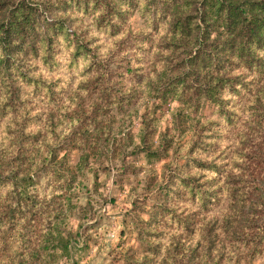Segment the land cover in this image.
Returning a JSON list of instances; mask_svg holds the SVG:
<instances>
[{"label": "rangeland", "instance_id": "1", "mask_svg": "<svg viewBox=\"0 0 264 264\" xmlns=\"http://www.w3.org/2000/svg\"><path fill=\"white\" fill-rule=\"evenodd\" d=\"M28 1L41 7L45 0ZM152 6L135 0L118 30L94 24L93 13L74 17L71 27L89 39L92 60L86 68L81 58L68 65V49L59 45V65L46 71L60 78L58 99L26 104L30 112L43 109L31 128L40 127L45 143L25 152L31 204L8 221L0 202V264H163L164 249L174 242L167 264H264V240L252 248L249 239L257 226L264 227V216H234L230 196L235 189L243 192L244 210L250 201L264 199L261 94L253 106L251 95L238 101V120L218 141L226 153L220 201L204 212L181 201L197 211L196 227L188 234L174 225L146 231L166 175L184 162L197 127L218 117L200 96L187 110L176 96L158 95L172 73L167 62L172 52L161 44L166 21L151 26ZM236 131L248 137L240 158ZM2 156L0 168L6 170ZM207 220L212 222L208 235L201 228Z\"/></svg>", "mask_w": 264, "mask_h": 264}, {"label": "trees", "instance_id": "2", "mask_svg": "<svg viewBox=\"0 0 264 264\" xmlns=\"http://www.w3.org/2000/svg\"><path fill=\"white\" fill-rule=\"evenodd\" d=\"M149 1L153 4L151 26L166 21L167 37L161 44L172 52L167 61L172 73L158 86V95L162 99L176 96L187 110L200 96L214 106L218 116L197 127L184 162L166 175L160 186L162 196L145 222L149 234L166 225L188 234L196 227L197 211L204 212L218 203L225 189L221 175L226 153L217 144L222 132L238 120V101L248 94L253 97L249 102L253 106L258 94L264 97V0ZM134 3L45 0L40 7L28 0H0V149L4 146L1 154L9 164L6 170L0 168V202L8 221L32 202L33 181L24 173L25 152L30 145L45 143L40 127L31 128L43 109L30 112L26 104L35 98L48 104L58 99L60 78L46 71L59 65V45L68 49V65L81 58L86 68L92 60L89 39L71 27L74 17L93 13L94 24L118 30ZM45 126L48 128L47 122ZM144 132L140 134L142 142ZM236 134L242 146L236 151L240 158L245 155L248 137L239 131ZM242 193L236 189L230 192L234 216L243 212L259 219L264 216V199L250 201L244 210L246 197ZM183 200L195 203L197 211L181 205ZM207 222L201 225L206 235L212 224ZM249 239L255 248L264 240V227L257 226ZM175 246L176 242L165 247L163 264L173 259Z\"/></svg>", "mask_w": 264, "mask_h": 264}]
</instances>
